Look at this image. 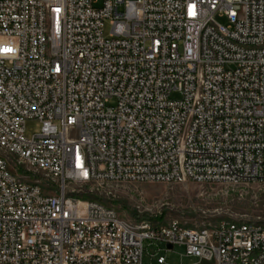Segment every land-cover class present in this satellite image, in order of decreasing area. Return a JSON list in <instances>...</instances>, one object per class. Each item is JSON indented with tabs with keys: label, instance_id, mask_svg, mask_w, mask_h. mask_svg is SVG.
<instances>
[{
	"label": "built area",
	"instance_id": "built-area-1",
	"mask_svg": "<svg viewBox=\"0 0 264 264\" xmlns=\"http://www.w3.org/2000/svg\"><path fill=\"white\" fill-rule=\"evenodd\" d=\"M0 36V264H142L145 240L264 264V215L116 206L142 182L264 185V0H0Z\"/></svg>",
	"mask_w": 264,
	"mask_h": 264
},
{
	"label": "rangeland",
	"instance_id": "rangeland-1",
	"mask_svg": "<svg viewBox=\"0 0 264 264\" xmlns=\"http://www.w3.org/2000/svg\"><path fill=\"white\" fill-rule=\"evenodd\" d=\"M109 28L110 24L105 22V33L109 32ZM11 39L0 36V40ZM179 96L177 92L171 95L172 98ZM41 126L38 119H28L25 121L24 134L32 136L41 130ZM118 195L116 206L131 218L137 216L138 205L140 209L151 210L157 216L163 215L164 220L176 219L187 224L201 222L204 217L200 211H207L206 209L264 215V185L258 184L209 186L190 180L172 183L142 182L126 186ZM165 249L166 245L162 241L145 240L142 264H157L158 255L166 256L165 264H213V261L185 256L184 248L179 244H175L171 250Z\"/></svg>",
	"mask_w": 264,
	"mask_h": 264
},
{
	"label": "trees",
	"instance_id": "trees-1",
	"mask_svg": "<svg viewBox=\"0 0 264 264\" xmlns=\"http://www.w3.org/2000/svg\"><path fill=\"white\" fill-rule=\"evenodd\" d=\"M88 198H95V197H93V196H87ZM101 200V199H100ZM144 216H148V217H150V215L149 214H143ZM151 218L152 219H154V220H156V219H163V215H159V216H157V217H154V216H151Z\"/></svg>",
	"mask_w": 264,
	"mask_h": 264
},
{
	"label": "water",
	"instance_id": "water-1",
	"mask_svg": "<svg viewBox=\"0 0 264 264\" xmlns=\"http://www.w3.org/2000/svg\"><path fill=\"white\" fill-rule=\"evenodd\" d=\"M167 247L172 248V245L171 244H167Z\"/></svg>",
	"mask_w": 264,
	"mask_h": 264
},
{
	"label": "crops",
	"instance_id": "crops-1",
	"mask_svg": "<svg viewBox=\"0 0 264 264\" xmlns=\"http://www.w3.org/2000/svg\"><path fill=\"white\" fill-rule=\"evenodd\" d=\"M156 263H157V261H156ZM166 263V256H165V262L164 263H161V264H165ZM157 264H159V263H157Z\"/></svg>",
	"mask_w": 264,
	"mask_h": 264
},
{
	"label": "snow or ice",
	"instance_id": "snow-or-ice-1",
	"mask_svg": "<svg viewBox=\"0 0 264 264\" xmlns=\"http://www.w3.org/2000/svg\"><path fill=\"white\" fill-rule=\"evenodd\" d=\"M10 51V49H8Z\"/></svg>",
	"mask_w": 264,
	"mask_h": 264
}]
</instances>
